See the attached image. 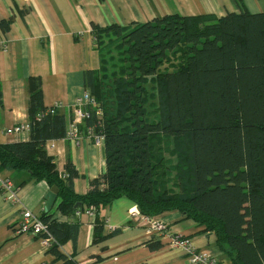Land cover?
<instances>
[{"label":"trees","instance_id":"16d2710c","mask_svg":"<svg viewBox=\"0 0 264 264\" xmlns=\"http://www.w3.org/2000/svg\"><path fill=\"white\" fill-rule=\"evenodd\" d=\"M101 34L111 39L100 44L102 60L114 55L104 66L115 90L113 112L103 109L97 73L85 72L84 85L97 101L92 98L96 107L85 122L92 136L103 138L104 173L89 182L83 196L73 191L78 174L71 162L65 165L66 177L60 176L44 148L66 136L67 119L59 114L37 118L46 108L33 78L29 140L0 145V170L24 171L31 180L57 188L61 214L94 210V241L103 239L100 211L125 197L143 215L178 211L195 221L214 233L232 264H264V12L220 19L170 15L93 33L96 40ZM180 47L183 62L165 70L172 66L167 57ZM151 79L157 108L148 120L145 81ZM162 137L174 141L177 194L155 182V169L164 159ZM40 219L55 240L46 252L61 264H77L60 251L66 241L75 242L77 225L57 223L50 212Z\"/></svg>","mask_w":264,"mask_h":264},{"label":"crops","instance_id":"0c3cea01","mask_svg":"<svg viewBox=\"0 0 264 264\" xmlns=\"http://www.w3.org/2000/svg\"><path fill=\"white\" fill-rule=\"evenodd\" d=\"M263 12L264 0H0V22L6 23L0 27V145L29 140V130L12 135L5 131L28 124L32 78L39 81L43 107L58 104L55 113L65 116L69 131L75 101L88 92L84 74L98 63L94 32L112 26L129 28L170 15L220 19L227 14ZM88 131L82 121L77 126L78 141L65 136L48 141L44 148L59 174L72 163L78 174L73 191L80 196L106 169L103 141ZM0 176L16 189L15 202L4 200L0 191V264H61L37 239L16 233L25 210L38 217L50 212L57 223L77 225L75 242L66 241L60 248L77 264H190L182 250L170 248L166 239L149 236L130 221L129 212L137 206L125 197L100 211L103 239L99 242L94 241V217L84 211L61 214L56 211V199L53 208L44 212V197L50 189L45 182L9 168L1 169ZM157 217L167 224L170 234L187 237L199 252L232 264L217 246L214 233L205 232L195 221L178 211ZM157 241L161 246L151 249L149 245Z\"/></svg>","mask_w":264,"mask_h":264},{"label":"built area","instance_id":"2783aa9c","mask_svg":"<svg viewBox=\"0 0 264 264\" xmlns=\"http://www.w3.org/2000/svg\"><path fill=\"white\" fill-rule=\"evenodd\" d=\"M27 1V0H26ZM6 49V46H4ZM58 104L53 107L46 108L44 112L37 115V118H42L45 115L56 114V108ZM96 104L92 99L89 92H84L75 101L73 116L70 120V129L66 133V137L72 140L78 141L77 126L80 122L85 121L88 117L89 110L94 111ZM29 130L28 124L19 125L14 129L5 131L6 135L20 134ZM88 134L92 136V129H89ZM96 137V136H95ZM98 141H103L102 137H96ZM62 178L66 177V174H60ZM0 191L4 200L9 202H15L16 189L12 186L11 181L8 178H2L0 176ZM84 212L89 217H94V210L86 209ZM79 214V213H77ZM129 219L132 223L144 229L147 235L156 236L161 239H166V245L173 249L182 250L190 264H222L218 259L207 255L204 252H199L192 244L191 240L187 237H183L178 234H170L167 224L160 218L155 216H146L140 213L137 208H133L129 212ZM17 234H25L38 240L39 244L44 250H48L55 243L53 236L49 233L48 225L44 223L40 217L34 215L28 210L22 212V218L18 223Z\"/></svg>","mask_w":264,"mask_h":264},{"label":"rangeland","instance_id":"374dc122","mask_svg":"<svg viewBox=\"0 0 264 264\" xmlns=\"http://www.w3.org/2000/svg\"><path fill=\"white\" fill-rule=\"evenodd\" d=\"M100 40V41H99ZM99 40L94 39V48L96 51V54L98 56V63L95 64L93 72L97 73V81L99 84L100 89V98H105L104 101L106 104V107L103 108L107 112H113L115 108V90L113 87V83L109 82L106 76V67L105 63L107 65L110 64V58L114 55H105V60H102L101 57V48L100 44H104V46L108 45L107 42H110V37L107 39V37L104 34H101L99 36ZM182 48L180 47L177 51L171 52L170 56L167 57V66L172 65L171 67L166 68L168 69H176L181 61L183 62L182 57ZM104 57V54H103ZM175 64V65H173ZM103 65V70H102ZM175 66V67H173ZM105 70V71H104ZM147 81V80H146ZM145 81L146 85V98H144V111H145V117L148 120H152L156 116V108H157V94L155 93V81L154 79ZM92 98L95 100V98L92 96ZM95 102H97L95 100ZM101 108V111H103ZM161 144V153L163 156V161L160 165H157L155 169V182L157 185L165 186L168 188V191L170 193L177 194L179 192L178 187V181L176 179V173L178 171L177 168V157L174 152V141L171 137H162L160 139ZM163 172V173H162Z\"/></svg>","mask_w":264,"mask_h":264},{"label":"water","instance_id":"95a60500","mask_svg":"<svg viewBox=\"0 0 264 264\" xmlns=\"http://www.w3.org/2000/svg\"><path fill=\"white\" fill-rule=\"evenodd\" d=\"M57 193H58V190L55 187H51L49 189V191L46 193V195L44 197V200H45L44 212H48L53 208L55 201L57 199ZM78 205L79 204H76L75 208H77ZM137 209L139 210L138 207H137Z\"/></svg>","mask_w":264,"mask_h":264}]
</instances>
